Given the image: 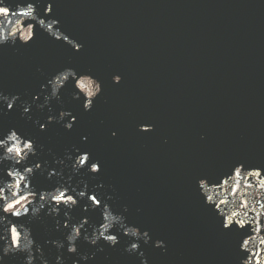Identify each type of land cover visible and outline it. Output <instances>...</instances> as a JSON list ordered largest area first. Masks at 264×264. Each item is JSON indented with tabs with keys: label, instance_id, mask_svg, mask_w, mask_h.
Instances as JSON below:
<instances>
[{
	"label": "water",
	"instance_id": "1",
	"mask_svg": "<svg viewBox=\"0 0 264 264\" xmlns=\"http://www.w3.org/2000/svg\"><path fill=\"white\" fill-rule=\"evenodd\" d=\"M42 3L53 4L51 17L83 49L77 52L37 28L29 45L0 48V92L42 100L41 85L65 67L90 72L103 92L85 112L83 100L72 99V84L62 91L63 104L54 102L53 108L76 116L70 131L59 124L40 130L22 117L18 104L0 116V134L16 128L35 138L41 161L63 158L66 150L75 155V148L91 153L101 171L83 179L103 184L114 208L128 207L130 224L166 242L167 251L143 246L149 264H240L246 254L239 242L251 226L225 230L222 217L204 203L197 181L206 177L218 183L238 164L264 169V0ZM114 75L122 76V83H113ZM32 115L43 123L48 112L33 109ZM141 124L155 130L140 132ZM33 185L50 190L55 180L37 173ZM85 203L71 215L99 223V212H84ZM56 219L62 222L63 212L30 225L38 242L64 238L66 230H56ZM127 242L121 235L116 247L105 244L103 252L84 240L78 247L96 253L88 264H140L136 255L124 252ZM45 251L56 253L49 245ZM65 256L67 264L78 259ZM22 260L5 257L4 264Z\"/></svg>",
	"mask_w": 264,
	"mask_h": 264
},
{
	"label": "clouds",
	"instance_id": "2",
	"mask_svg": "<svg viewBox=\"0 0 264 264\" xmlns=\"http://www.w3.org/2000/svg\"><path fill=\"white\" fill-rule=\"evenodd\" d=\"M52 12L53 4L47 3L45 7L42 0H0V48L14 47L18 43L29 45L38 28L57 42L81 51L83 44L61 29L59 20L51 17ZM112 80L119 85L123 77L114 75ZM69 84L75 89L72 99H82L83 110L91 112L103 92L101 81L90 72L81 73L73 67H65L41 85L42 100L40 95L28 101L19 95L0 92V116L6 114L5 108L12 111L19 104L22 117L33 121L40 130H46L49 124H59L70 131L76 123V116L64 109L57 114L53 108L54 102L63 104L61 94ZM33 109L41 113L47 109L45 122L33 118ZM138 130L148 133L155 127L141 124ZM112 135L116 136V132ZM83 140L86 142L87 137ZM74 151L75 155L66 150L63 158L41 161L35 138L21 134L16 128L0 134V177H8L0 178V264H4L5 257L17 255L23 257L22 264H67L65 253L78 257L72 264H81L82 261L88 264V261L95 260L96 253H81L80 240L96 248L97 252H103L105 244L116 247L121 235L128 241L124 252L136 255L140 264H149L143 246L151 245L167 251L164 240H153L150 231L128 222L127 206L114 208L109 202L113 196H105L101 191L103 184L90 185L83 179L85 173L90 176L100 173L101 162H91V153L87 151L79 148ZM33 157L37 159L32 161ZM37 173L55 180V186L38 191L33 185ZM77 177L81 179L77 181ZM197 184L204 203L214 207L222 217L225 230L235 226L245 231L251 226L239 242L240 251L246 254L240 264H264V169L245 168L244 164H238L231 174L219 178L218 183L205 177L198 179ZM81 201L86 202L84 212H99V223H93L87 216L75 219L71 215ZM62 212L64 219L62 222L56 219V230L62 226L66 230L64 238L47 240L44 244L38 242L30 225L43 221L44 216L59 218ZM25 217L27 222H14ZM45 245L55 248L56 253L46 252Z\"/></svg>",
	"mask_w": 264,
	"mask_h": 264
}]
</instances>
